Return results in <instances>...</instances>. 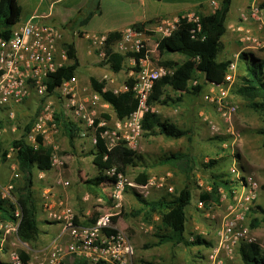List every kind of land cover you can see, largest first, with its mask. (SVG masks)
I'll use <instances>...</instances> for the list:
<instances>
[{"label":"rangeland","instance_id":"rangeland-1","mask_svg":"<svg viewBox=\"0 0 264 264\" xmlns=\"http://www.w3.org/2000/svg\"><path fill=\"white\" fill-rule=\"evenodd\" d=\"M214 1L217 5L213 4ZM220 1L221 0H213L210 3L211 8H209V12H212L216 6L218 7ZM263 1L264 0H234V5H232L227 18V33L222 38L226 41V47L229 52L233 50L232 43H227L229 37L236 38L237 50H240L242 47V52H249L243 49L244 43H241L237 39L238 33L236 27L241 24L239 18L244 14L250 13L251 6L256 5L261 9L260 5ZM261 11L263 12L261 17L264 22V10L261 9ZM249 27L264 39V23L262 25L261 21L252 19L249 21ZM75 40L78 41L79 57L82 59L80 47L81 38L76 36ZM149 48L152 50L151 54L155 63L164 58L163 53L158 48L157 42L149 41ZM95 50L99 52L97 48H95ZM253 53L257 57H264V47L253 51ZM232 55L233 52L231 54H226L225 51H222L219 57L236 58L235 55ZM100 60H102V57L98 53L95 54L94 58L92 60L90 59V61L89 59L87 62L81 60L82 63L77 70L76 76L79 79L80 90L83 95L92 96L98 94L100 96L96 116L106 122H108V120L101 117L102 113L109 115L110 118L113 116L114 121L105 125L112 130L116 128L118 119L111 105L94 90L90 78L91 76H95L99 81L105 82L106 89L119 92L125 87V81L129 77L128 72L130 65L127 64L122 71L116 73L109 65L100 66ZM133 66L136 65L133 64ZM240 73L241 72H239V74ZM136 74L137 73L134 72V76H136ZM198 80L204 84L203 90L199 91L191 87L189 92H185L180 96L168 87L163 97V103L156 106L161 116L175 121L184 129H188L190 131V138L185 136L181 139H172L166 138L163 135L152 137L143 135L132 149L146 158L150 165L149 168L152 176H160L167 171L166 168H161V164L158 160L171 151L189 152L193 156L194 169L191 179L193 196L187 208V212L189 213L192 211V213L188 214L187 234L189 236L190 232H193L195 236L200 235L208 240L210 245L205 244L188 247L182 244L174 245L172 243H167L159 246H150L155 240V225L160 222V219H156L154 223H149L143 215H133L140 207V202L134 195V191L131 189L128 191L129 197L124 194L120 206L117 205V202L116 204L113 202L111 188H106L104 191L106 196L103 199H99L98 196L87 193L83 180L97 174L92 157L87 155L95 146L89 138L91 133H93L91 131L87 133L86 137H77L75 148L70 146L68 137L63 132L62 128L52 141L47 140V145H54L58 152H64L60 155L65 159L66 163L63 168L53 167L49 172L35 171L33 189L39 204H41V200L46 191H50L53 195L63 198L69 203L66 198L67 193L62 191L63 195L61 196L59 188L67 190L81 189L83 197L90 195L89 199H83L90 202L89 208L92 210L90 216L95 214L99 217L101 214L107 213L119 216L114 226L116 229L123 231L134 246V254L132 257L128 258V264H243L240 259L238 248H235L231 252L225 249L218 250V230L227 212V205L231 197L230 191L234 187L241 189V183L239 179L236 178V173L231 171L232 166H234L237 168L238 172L242 171V174L254 176L261 185L258 197L252 202L247 214L245 224L251 229L253 234L255 229L258 228L256 231L257 235H255L258 240L264 243V223L255 228L251 226L255 218L262 217V214L256 211V206L261 205L264 207V133L262 132L264 131V114L252 108L251 101L237 93L236 89L239 82L237 77L231 89V100L237 104L238 109L230 122L224 120L215 109L210 108V105L204 101L203 93L209 89L204 75H199ZM177 97H180V100H178ZM51 99L58 109L63 107L62 102L57 96ZM172 99H176V102H173ZM46 101V97L40 98L33 94L30 98L25 100L17 112L16 121L18 128L24 126L25 122H27L32 115L37 114L39 105L42 106V103ZM202 111H204V113L201 115ZM204 114H208L206 119H204ZM21 132L22 128L16 131V133L7 131L4 134L5 147L8 148L10 152L12 140L19 137ZM169 145L170 147H168ZM7 158L6 161H3L0 157V182L2 184L12 182L16 186H21L24 182V177L19 169L18 162H14L16 160V152H12L11 157L8 156ZM211 159H217L218 163L213 167H205V164L209 163ZM169 167L168 169L172 170L174 173L169 183L181 187L183 183L187 181L185 180L186 176L184 171L177 165H170ZM142 170L143 167H129L127 175L129 178L134 179ZM72 172L73 174L70 176L69 174ZM220 172L226 174L224 176L225 178L233 179L234 182L231 185V190L226 188L221 189L219 193V202L212 201L210 209L198 210L196 205L198 198L194 191V189L197 188V180L203 179L204 182L207 180L211 181L213 174ZM66 180L70 181V184L67 186L62 183ZM178 190L179 188L177 191ZM163 194L164 192H152L151 196L148 198L154 199ZM69 205L76 213L77 206L73 205L71 202ZM79 207L80 205L78 204V208ZM79 210L81 209L79 208ZM48 221L54 224L52 229L55 233L61 229V225H57L58 222L52 220ZM42 224L43 222L41 220L40 226H42ZM60 231L61 230H59L56 235H58ZM41 234L45 236L48 234V231L42 230ZM40 238L41 237L35 242H25L20 239L15 228L8 232L5 226L0 227V259L13 263L15 260L14 256H20V251L23 250L28 255V264H47L51 242L48 240L44 241L45 239L41 240ZM214 253H216L215 258L213 257ZM71 257L75 259L78 264H95V262L86 255L73 254Z\"/></svg>","mask_w":264,"mask_h":264},{"label":"built area","instance_id":"built-area-1","mask_svg":"<svg viewBox=\"0 0 264 264\" xmlns=\"http://www.w3.org/2000/svg\"><path fill=\"white\" fill-rule=\"evenodd\" d=\"M213 4L217 5L215 1ZM262 14L261 9L253 5L249 14L241 16V24L236 27L238 39L244 43L243 49L246 51L253 52L264 47V39L249 27V21L252 19L261 21L263 25ZM200 18L197 11L191 10L175 16L163 17L145 29L131 25L121 31V39L113 45L116 51L144 53L138 61L135 57L130 58L134 65L139 64L133 85L138 108L129 117L118 120L116 128L112 130L105 126L106 122L103 120L95 124V119L98 118L96 114L100 96L98 94L83 95L76 75L64 79L53 91L48 89L47 79L68 63L67 51L62 46V28L33 18L17 22L8 37H0V119L4 121V124H0V141L7 131L16 133L19 130L16 121L18 109L33 94L40 98H47V101L42 103L41 111L27 135V141L33 146L38 145V135L43 136L46 144L47 140L52 141L60 132L61 125L57 119L59 109L51 99L57 96L63 104L60 109L63 115L81 127L80 136L86 137L89 131L93 132L89 138L96 145L98 129L105 126L106 129L101 136L107 140L109 149L121 140H124L130 148L135 147L143 136L145 112L148 110L158 112L155 105L151 106L148 103L156 80L173 73L172 68L153 62L149 41H155L158 44V40L170 36L183 21L195 23L197 30H200ZM192 32L194 33L195 29ZM90 39L93 46L99 50L98 54L104 58L107 35H96ZM237 72L238 61L233 59L224 82L213 83L212 89L206 94V98L215 105L220 117L228 122L232 120L238 109L237 104L231 100V89L236 82ZM198 83V79L192 80L193 85ZM52 146L54 147L53 167L63 168L66 161L56 150V146ZM12 152H14L13 148L8 154L9 157ZM231 171L236 173L241 189L234 187L230 191L231 197L227 212L218 230V250L225 249L228 252L239 248L244 241H256L245 221L261 187L254 176L242 174L234 166ZM107 174L117 176L111 188V195L117 200L118 206L121 205L128 188L135 190L144 198L151 196L155 190H164L168 193L174 191L173 185L169 186L167 174L150 176L144 183L129 178L127 173H117L115 167L108 170ZM62 183L66 186L70 184L68 180ZM207 185H209L208 190L211 191L212 183L206 184L200 181L201 187H207ZM14 189V183L2 184L0 182L2 198L16 202ZM89 196L86 195L85 199H89ZM210 204L212 203L199 198L197 206L210 209ZM40 207L48 220L56 221L61 225L60 233L51 241L47 264H66L73 254L86 255L95 263L105 261L107 264H128V258L133 256L134 246L123 231L115 228L112 214H102L91 225L78 223L74 209L66 200L53 195L50 191L44 193ZM16 215H20L19 209ZM3 226L8 232L14 228L17 230V223L14 222L0 221V227ZM107 228L114 229V231L108 232ZM66 236L67 240L64 241ZM213 257H216V253ZM14 259L13 264H26L19 255L14 256Z\"/></svg>","mask_w":264,"mask_h":264},{"label":"trees","instance_id":"trees-1","mask_svg":"<svg viewBox=\"0 0 264 264\" xmlns=\"http://www.w3.org/2000/svg\"><path fill=\"white\" fill-rule=\"evenodd\" d=\"M234 0H221L219 6L211 13L205 14L199 10L201 29L197 30L195 23L183 21L179 27L170 35L158 40V48L167 57L158 60L156 64L164 65L173 69V73L156 80L153 90L149 96L148 103L154 106L163 103L165 89L170 87L177 95L189 92L193 87L199 91L204 89V84L199 82L192 84V80L198 79L199 75H204L205 79L215 84H221L225 80L229 65L233 58L219 59V54L224 48L223 36L227 33V18ZM96 10L87 13L81 20L82 24L87 23L100 8V0L97 2ZM264 10V1L260 5ZM22 6L18 0H0V37H8L12 27L21 20ZM153 21L137 23L134 26L145 29ZM195 29L193 33L192 30ZM121 39V32H111L107 34L104 49L106 56L99 62L100 65H109L111 69L118 73L126 67L129 58L138 59L144 52H119L113 47L114 43ZM71 63L59 68L47 79L49 91L61 84L64 79L76 75L80 66L75 42H65ZM172 54H179L184 57L183 61L174 60L169 57ZM153 62L154 59L152 58ZM238 87L237 93L251 101V107L264 114V57H257L253 52H241L239 54ZM136 72L139 64L134 66ZM243 71V73H242ZM135 76L126 79V90L115 92L105 88V82L99 81L96 77H91V84L94 90L111 105L116 117L123 120L129 117L138 108V100L133 91ZM180 100V97H177ZM43 101V99H42ZM176 102V99H172ZM41 111L39 105L37 114L32 115L22 128L21 135L12 140L11 145L16 152V160L19 169L23 173L24 182L21 186H16L13 194L16 202L0 196V221L17 223V234L25 242H35L39 239L42 230L40 228V204L33 189L35 171H50L53 168L52 154L54 147L45 144L42 135L37 136V146H33L27 141V135ZM102 118L110 120L109 115L102 113ZM57 119L63 132L67 135L69 144L75 148V141L80 136L81 127L63 115L59 109ZM101 118L95 119V124ZM0 124L4 121L0 119ZM19 128V129H20ZM106 127H101L97 132V143L87 155L92 157V161L98 171L95 176L85 178L84 186L89 193L94 196L105 194L106 188H112L117 176L108 175L107 171L116 168V172L127 173L129 167L141 166L143 170L135 177L136 181L144 183L150 177L149 163L146 158L126 145L124 140L119 141L111 149L107 146V140L101 136ZM143 135L146 137L163 135L166 138L179 139L188 136L190 131L179 126L174 121L163 118L158 112L148 110L143 117ZM264 133V131H262ZM10 150L5 147V140L0 141V157L3 161L8 158ZM63 154L64 152H59ZM160 164H175L182 166L187 183L178 192L166 193L155 199L144 198L134 190V195L140 202V207L133 213L134 216L143 215L149 223H154L155 216H159L160 222L155 225L154 241L150 246H159L167 243L174 245H185L188 247L197 245H210L204 237L197 235L192 240L187 238V208L192 200L191 179L193 176L194 159L189 152L171 151L159 158ZM218 163L217 159H211L205 167H213ZM225 173L213 174L212 190L203 191L200 198L207 203L219 202V189L231 190L233 179L225 178ZM106 196V195H105ZM112 196V195H111ZM113 198V197H112ZM116 204L117 200L113 198ZM19 209L20 215L16 212ZM256 211L262 214L261 218H255L252 227H258L264 223V207L256 206ZM100 215V214H99ZM98 216L93 214L84 222L76 219V222L91 225L96 222ZM119 216L113 215L112 220L116 223ZM106 231L113 232L114 229L107 228ZM240 259L243 264H264V250L257 241H244L238 248ZM20 258L24 263H28V255L25 251H20ZM0 264H13L7 260L0 259ZM78 264V263H76ZM95 264H107L99 261Z\"/></svg>","mask_w":264,"mask_h":264},{"label":"crops","instance_id":"crops-1","mask_svg":"<svg viewBox=\"0 0 264 264\" xmlns=\"http://www.w3.org/2000/svg\"><path fill=\"white\" fill-rule=\"evenodd\" d=\"M18 1H19L20 5L22 6V16H21L20 21H26L28 19L33 18V19L39 20V21L44 22V23L54 24V25L62 28V30H63L62 46L64 47L63 44L65 42H75L76 47H77L78 59H79L80 65H81L82 61L87 62L88 59L90 61V59L92 60L94 58V55L98 53L97 50H95L96 47L93 46L92 40L90 39V37H92V36L104 35V34L107 35L111 32H121L124 28L131 26V25H135L137 23L147 22L150 20L153 22H156L157 20H159L163 17L175 16V15L182 13V12H185V11H191V10L197 11V10H199L205 14H208V13H211V12H209L210 11L209 8H211L210 3L213 0H100L99 10L97 12H95V14L91 17V19L85 24H82L81 20L83 18H85L87 13H89L90 11L96 10L98 0H18ZM233 3H234V1H233ZM232 5H234V4H232ZM239 20L241 23V17L239 18ZM76 36L81 38L80 47H81V58L82 59H80V57H79V44H78V41L75 40ZM237 39H238V34H237ZM228 42L232 43L233 50L229 52L227 50V47H226V41L223 40L224 48L222 49V51H225L226 54H231L233 52V55L236 56V58H233V59H237L238 69H239V60L238 59H239V54L242 52V47L240 50L236 49L237 43H236V38H234V37H232V38L229 37V40L227 41V43ZM67 55H68V53H67ZM163 56H164L163 59H165L167 57L166 55H164V53H163ZM169 57L174 59V60H179V61L184 60V57L180 56L179 54H172V55H169ZM228 58H231V57H226V58H220L219 57L220 60L228 59ZM163 59H160V60H163ZM67 62H68L67 64L71 63V60L69 57H68ZM127 64L130 65L129 66V72H128L129 77L134 76V72H136V71L134 69L133 63L131 62L130 58L127 60L126 66H127ZM99 65H100V63H99ZM100 66H105V65H100ZM237 74H238V72H237ZM91 77H95V76H91ZM212 84H213V82L207 80V86H209V89H207L203 93V97H204V101L210 105V108L215 109V111L217 112L215 105L213 103H211L206 98V94H208L210 92V90L212 89V86H211ZM124 90H126V83H125V87L120 91H124ZM165 92H166V89H165ZM158 104H161V103H158ZM158 104H156L155 106H158ZM158 113H159V110H158ZM203 113H204V111L201 112V115ZM205 115H207V116H205ZM207 117H208V114H204V119H206ZM113 121H114V117L112 116L110 118V120H108V122H106V121L105 122H106V124H108V123L113 122ZM181 138H183V137H181ZM181 138H179V139H181ZM168 147H170V145ZM93 165H94V163H93ZM170 165H175V164H161V168H166V170H167L164 174L168 175L167 176L168 183L172 179V177L174 176L173 171L168 169V168H170L169 167ZM177 166L180 167V169L182 170V166H179V165H177ZM136 167H141V166H136ZM96 171H97V169H96ZM159 171H163V170H159ZM42 172H49V171H42ZM149 172H150V168H149ZM97 173H98V171H97ZM241 173H242V171H241ZM72 174H73V172L70 173L69 175L72 176ZM150 174H151V172H150ZM164 174H161V175L165 176ZM150 176H152V175H150ZM236 178H237V176H236ZM201 180L203 181V179L197 180V188L194 189L195 193L197 194L198 199L200 198V195L203 191H209L208 190L209 185H207V187H201L200 186ZM186 183H187V181L185 183H183V185L181 187L175 186L174 184H171V183H169V186L173 185L174 191L172 193H175V192H178L182 187H184V185ZM206 184H210V181L207 180ZM178 188H179V190L177 191ZM191 188H192V186H191ZM221 189H225V188L221 187L219 189V192ZM82 190H83V188H82ZM62 191L67 193L66 198L68 199L69 203L71 202L73 205L77 206V209L75 208L76 213H77L76 219H78L80 222H84L87 218L90 217L91 211H92L89 208L90 202L85 201L86 196H84V197L82 196L83 193L81 192V189L80 190L79 189L67 190L64 188H59V192H60L61 196L63 195ZM86 191H87V189H86ZM128 191H130V188H128L125 192V196H127V197H129ZM158 191H160L162 193L164 192V194L168 193V192H165L164 190H155L153 192L160 193ZM87 193H89V192L87 191ZM89 194H91V193H89ZM105 195L106 194H104V195L101 194L98 198L103 199V198H105ZM83 199H85V200H83ZM197 203H198V201H197ZM78 204L80 205L79 208L81 210H79ZM197 209L203 210L202 208H199L198 206H197ZM98 211H101V210H98ZM189 213H192V211ZM189 213L187 212V214H189ZM158 218H159V216L157 215V216H155L154 220H156ZM82 219H84V220H82ZM39 220H40V222H41V220L43 222L42 226H40L41 230L48 231V234H46L45 236H42V234H41L40 239L41 240L45 239L44 241L48 240L49 242H51L52 239L54 238V236H56V234L59 232L60 229L58 230L57 233L54 232V230L52 229L54 224L50 223L48 221V219L46 218V215L42 211L41 207H40ZM57 225H59V224H57ZM257 230H258V228L255 229L254 234L251 231L252 236L255 234L257 235V232H256ZM186 235H187V238L190 240H192L195 237V234L193 232H190L189 236L187 233H186ZM256 235L254 236L256 238V241L260 243V245L262 246V248L264 250V243L261 242L260 240H258ZM66 240H67V236L64 238V241H66ZM154 241H156V239ZM76 263L77 262L75 261V259H73L72 257H69L66 264H76Z\"/></svg>","mask_w":264,"mask_h":264}]
</instances>
